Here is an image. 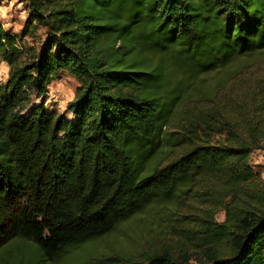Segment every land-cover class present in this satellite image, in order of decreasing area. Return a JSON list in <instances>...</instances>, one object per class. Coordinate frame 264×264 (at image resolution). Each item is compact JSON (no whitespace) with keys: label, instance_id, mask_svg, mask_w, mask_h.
<instances>
[{"label":"trees","instance_id":"trees-1","mask_svg":"<svg viewBox=\"0 0 264 264\" xmlns=\"http://www.w3.org/2000/svg\"><path fill=\"white\" fill-rule=\"evenodd\" d=\"M26 2L39 48L0 23V256L52 264L155 221L95 264H264V0ZM62 72L64 111L43 98Z\"/></svg>","mask_w":264,"mask_h":264},{"label":"rangeland","instance_id":"rangeland-1","mask_svg":"<svg viewBox=\"0 0 264 264\" xmlns=\"http://www.w3.org/2000/svg\"><path fill=\"white\" fill-rule=\"evenodd\" d=\"M28 20L26 0H0V23L7 30L18 35L21 45L39 48L44 42L45 29L36 23H33V27L27 28ZM7 76L8 65L6 62H1L0 81H5ZM77 85V81L69 74L65 72L58 74L50 83L48 93L43 97L45 105L64 111L67 102L73 98ZM40 99L35 98L34 102H39ZM67 116L69 117L68 113ZM251 165L264 179V151L262 149L252 151ZM216 217L218 220H223L224 211H219ZM157 228L155 221L146 223L143 230L139 229L134 222L121 223L107 237L82 247L72 255L62 256L52 264H95L97 261L103 263L104 257L113 252L138 253L145 248L149 236L156 237ZM167 235V232L162 231L156 241L158 243L173 242L174 238L169 235L167 237ZM29 252L23 242H16L2 252L0 264H6L10 260L11 264L14 261L17 264H23L22 258L29 255Z\"/></svg>","mask_w":264,"mask_h":264}]
</instances>
